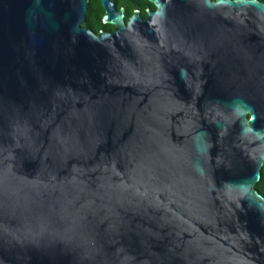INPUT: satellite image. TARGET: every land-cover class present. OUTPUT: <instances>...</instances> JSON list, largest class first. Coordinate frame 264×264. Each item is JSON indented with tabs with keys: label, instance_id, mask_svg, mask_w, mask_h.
<instances>
[{
	"label": "water",
	"instance_id": "1",
	"mask_svg": "<svg viewBox=\"0 0 264 264\" xmlns=\"http://www.w3.org/2000/svg\"><path fill=\"white\" fill-rule=\"evenodd\" d=\"M0 0V264H264V3Z\"/></svg>",
	"mask_w": 264,
	"mask_h": 264
},
{
	"label": "flooded vegetation",
	"instance_id": "2",
	"mask_svg": "<svg viewBox=\"0 0 264 264\" xmlns=\"http://www.w3.org/2000/svg\"><path fill=\"white\" fill-rule=\"evenodd\" d=\"M114 4V11L116 14L120 13L123 8L122 16L125 24L133 16L134 11L138 12V17L141 20H145L148 17V12H154L156 7L154 3L149 0H109ZM264 3L262 0H258ZM106 13L105 6L101 3V0H87V10L83 28L90 30L94 34L108 33L111 34L115 30V25L110 23H104L103 19ZM254 189L258 195L264 200V165L260 169V178L254 185Z\"/></svg>",
	"mask_w": 264,
	"mask_h": 264
},
{
	"label": "trees",
	"instance_id": "3",
	"mask_svg": "<svg viewBox=\"0 0 264 264\" xmlns=\"http://www.w3.org/2000/svg\"><path fill=\"white\" fill-rule=\"evenodd\" d=\"M262 1H264V0H262Z\"/></svg>",
	"mask_w": 264,
	"mask_h": 264
}]
</instances>
